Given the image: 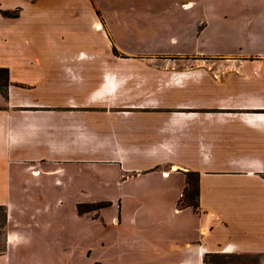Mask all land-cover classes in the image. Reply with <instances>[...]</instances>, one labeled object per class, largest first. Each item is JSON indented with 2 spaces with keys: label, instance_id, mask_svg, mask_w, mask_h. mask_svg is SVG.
Wrapping results in <instances>:
<instances>
[{
  "label": "crops",
  "instance_id": "0c3cea01",
  "mask_svg": "<svg viewBox=\"0 0 264 264\" xmlns=\"http://www.w3.org/2000/svg\"><path fill=\"white\" fill-rule=\"evenodd\" d=\"M91 1L0 0V264H264V0Z\"/></svg>",
  "mask_w": 264,
  "mask_h": 264
},
{
  "label": "rangeland",
  "instance_id": "374dc122",
  "mask_svg": "<svg viewBox=\"0 0 264 264\" xmlns=\"http://www.w3.org/2000/svg\"><path fill=\"white\" fill-rule=\"evenodd\" d=\"M186 0H181L177 3V9H182L180 7V3L184 2ZM94 8L97 10L98 14H103L104 12H120L124 10H146V9H160L162 7L170 8L171 6L175 5L173 0H156L153 2V0H92L91 1ZM136 35H133L131 33H128L127 31L116 34L115 38L118 41L119 44L122 46H128L132 47L135 42H137V39H134ZM113 40L114 38L108 34V37L106 39ZM112 53L114 55H122L123 52L120 50H117L115 48H112ZM132 56H164L157 53H149L148 51H135L130 53ZM167 66V65H164ZM163 66V67H164ZM197 66L192 65L190 62H186L183 59V56H178L177 62L174 64H171V68H176L178 72L184 73L187 68ZM184 98V95H182ZM193 181V179H192ZM1 214L2 211L0 210V222H1ZM255 258L251 257H240L238 255L233 254H210L208 256V263L209 264H249L248 261H255Z\"/></svg>",
  "mask_w": 264,
  "mask_h": 264
},
{
  "label": "trees",
  "instance_id": "16d2710c",
  "mask_svg": "<svg viewBox=\"0 0 264 264\" xmlns=\"http://www.w3.org/2000/svg\"><path fill=\"white\" fill-rule=\"evenodd\" d=\"M7 80V69L6 67H0V91L5 94L4 86ZM193 179V181H192ZM185 185L181 196L178 199L180 204H187L191 206H196L197 204V173L196 171H186L185 172ZM86 204L79 203L77 208L82 211Z\"/></svg>",
  "mask_w": 264,
  "mask_h": 264
},
{
  "label": "bare ground",
  "instance_id": "6f19581e",
  "mask_svg": "<svg viewBox=\"0 0 264 264\" xmlns=\"http://www.w3.org/2000/svg\"><path fill=\"white\" fill-rule=\"evenodd\" d=\"M97 27L101 28V23L100 22L97 23Z\"/></svg>",
  "mask_w": 264,
  "mask_h": 264
}]
</instances>
